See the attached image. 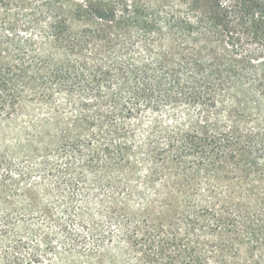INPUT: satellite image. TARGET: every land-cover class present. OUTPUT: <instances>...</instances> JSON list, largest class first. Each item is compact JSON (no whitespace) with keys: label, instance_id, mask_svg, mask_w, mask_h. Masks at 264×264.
<instances>
[{"label":"trees","instance_id":"16d2710c","mask_svg":"<svg viewBox=\"0 0 264 264\" xmlns=\"http://www.w3.org/2000/svg\"><path fill=\"white\" fill-rule=\"evenodd\" d=\"M25 99L48 111L29 120L42 171L102 190L98 214L119 233L99 258L264 264V0H0V123ZM143 110L165 113L136 140ZM1 143L12 234L37 198L20 188L16 203Z\"/></svg>","mask_w":264,"mask_h":264},{"label":"rangeland","instance_id":"374dc122","mask_svg":"<svg viewBox=\"0 0 264 264\" xmlns=\"http://www.w3.org/2000/svg\"><path fill=\"white\" fill-rule=\"evenodd\" d=\"M54 100L56 105L70 109L67 108L64 95H56ZM20 105L17 111L19 115H14L13 118L17 117L16 120L0 123V136L5 137V140L1 139L0 142L6 145L7 159L12 164L8 173L17 180L16 203L20 206L24 201L18 189L28 187L36 194L37 204L32 211H23L20 207L11 214L10 220L20 226L14 233L9 234L0 226V264H109L107 257L99 258V255L105 253L104 249H113L114 252L119 232L116 224L98 214L95 197L100 195L102 190L93 184L84 183H76L71 188L56 186L52 176L46 175L42 167L38 166L39 157L30 156L28 145V134L34 133L29 123L30 118L35 115L34 119H44L48 111L30 99H25ZM167 109L165 108L166 111ZM175 111L181 119L184 109L179 107ZM164 113L165 111L161 110L157 113L143 110L142 123H135L130 128L136 140L143 138L145 130L156 115ZM163 119L167 120L168 117L165 115ZM41 127L45 128L42 125L39 129H42ZM50 157L53 158L52 155ZM61 157L66 158L64 155ZM58 162L64 164L65 160ZM85 212L87 215L82 218ZM4 214L5 210L0 207V222ZM23 226L26 229L22 230ZM94 227L96 230H93ZM109 233L112 234L111 237ZM12 241L17 242L14 246L16 248H13ZM31 252L32 259H29L27 255ZM17 253L21 259L11 262L13 255Z\"/></svg>","mask_w":264,"mask_h":264}]
</instances>
